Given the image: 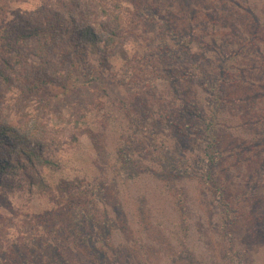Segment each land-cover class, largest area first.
<instances>
[{"label":"rangeland","instance_id":"1","mask_svg":"<svg viewBox=\"0 0 264 264\" xmlns=\"http://www.w3.org/2000/svg\"><path fill=\"white\" fill-rule=\"evenodd\" d=\"M222 1L233 9L231 30L251 32L253 18ZM247 1L264 33V0ZM218 2L0 0V47L10 31L47 38L39 24L47 11L65 29L43 61L36 36L13 57L0 50V130L17 132L0 131V164L24 165L0 173V264H264V42L229 61L221 102L183 63L181 35L201 36ZM195 4L205 11L191 14ZM103 5L121 15L119 32L136 37L105 61L87 44L88 60L70 66L85 22L103 38L116 30ZM216 37L229 53L234 38ZM196 43L194 61L211 70ZM23 149L62 166L51 176ZM43 180L53 184L47 192Z\"/></svg>","mask_w":264,"mask_h":264},{"label":"trees","instance_id":"2","mask_svg":"<svg viewBox=\"0 0 264 264\" xmlns=\"http://www.w3.org/2000/svg\"><path fill=\"white\" fill-rule=\"evenodd\" d=\"M228 1L233 4L231 8H237L238 12L240 11L245 12L253 18L252 28L250 29L251 32L252 31L254 32L252 37L250 35L251 32H249L248 34H244L241 30H236V32L231 30L230 28L231 26H229L228 24L229 21L227 20L229 19V16H227V13H229V10L232 11L233 9H229L228 7H226L227 2L222 1V0H219V2L217 3L216 8L218 10L216 9V11H213L212 14H210V12L208 13V15L206 14L207 23L203 24L202 26H207V29H204L206 31H204L201 36H194L197 38V40H194L193 35L195 31L193 32V30L191 31V34H187L186 38L188 42L183 41V39L185 38L183 37V35H181L180 37V41L182 42L181 44L185 45L187 49L186 55L184 54L185 59L183 63L187 66V68H190L192 76H194L195 78H198L205 84V87L208 88L209 92L211 91L214 92L213 98H215L216 102H221V99L222 100L224 99V85H225L226 79L229 76V73H227V67H228L229 61L235 60V58L241 52L246 51L247 50L246 45L249 46V44H252V41L254 43L255 41H257L260 44L261 42H264L263 41L264 33H258V31H260V26H261L260 20L259 18H255L256 14L252 12L254 10L252 9V7L249 6L248 1L244 0L243 5L234 3L233 0H228ZM215 5L216 4L214 3L212 7L215 8L214 7ZM103 6H104L103 14L107 17L113 16V19L116 21V30L111 31L106 38H103L97 32L96 27L90 26L89 25L90 22H85L84 27L79 30L78 38L77 39L75 38L76 47L74 48L73 51L70 49V53H68V55H70L69 57L70 66L74 65V63H72V60H79V61L82 60L84 61V63L86 60H88L87 57L89 56L87 55V53H88L89 47L87 44L97 49L99 58L102 61H105L108 58L107 53L109 50L120 48L124 40L131 42V40L136 37L134 35V31L129 30L126 32H119L121 29H123V23L120 20L121 15L119 13L114 14V11L112 9H109L110 7H112L111 5H107V6L103 5ZM207 7L209 8V5H207ZM191 9H192L191 14L199 13V12H202L203 10L205 11L204 6L198 7V4L197 5L195 4L194 6H192ZM54 20L55 18L48 11H47V14H45V16L42 19H40L39 24L43 27V31H45L44 34L47 36V38L45 37L40 38L38 32H33V31H28V30L27 31H19V30L10 31L6 33L5 40L2 41V47H0V50L2 51L4 49H6V51L8 50L7 53H10L9 55L13 57L12 51L17 52L16 45L18 43L22 44L24 41L33 39L34 36H36V39L39 40L42 45L38 53V56H39L38 58H40V60L42 61H43V58H49L48 56H44L42 54L49 53L50 49H52V47L55 46V44L57 43L59 36H61L62 33H65V29L63 28L64 26L63 21L61 20L54 21ZM194 22L195 21H192L190 24H187V25L189 27L192 25L191 28L193 29ZM236 24L237 23H233V26H237ZM219 32L222 35L221 40H224V39L227 40V38L229 37L234 38L235 43L233 44V47H235V49L231 47L230 52L225 53V51L222 50L225 48V46L222 45V49L221 47H217L218 45L215 46L216 39H217L216 36L218 35ZM10 33H11V36H10ZM13 35H15V37L13 40H11L10 38H12ZM42 38H44V41ZM195 41H197L196 44H198V46L202 48V53L199 54V58H200L199 61H203L208 68L210 67L212 68L211 70L200 67L199 62L194 61L197 58L193 54H191L189 50H190V45ZM256 47H259V45L256 44ZM16 60H17V64L21 65V68L24 69V67L26 66L27 58H24L23 56H21L19 58H16ZM231 67L232 65H230V68ZM53 73L54 74L60 73V71L55 70ZM0 77L3 78L2 73H0ZM208 123L206 125L205 131L208 136L209 144L206 146L204 153L207 157L208 164L211 166L213 170L217 168L218 164L216 163L219 162V159H218L219 156L217 153L218 150L216 148L217 131L215 129V126H212V123H209V124ZM4 127H1V130H0L2 134H3V131H9L10 133H13L11 134L12 137H14V134L15 136H17L16 134L17 132L14 133L13 130H10L5 125ZM35 140L38 141V139H35ZM51 140H54V139H51ZM214 141H216V144ZM74 142H76L75 138H74ZM38 144H41V143H38ZM21 154L26 156V160L29 161L30 164L31 163L35 164L34 162H37V164H39L41 167L48 168L49 172L50 171L54 172V173H49L51 176L53 174H57V172L59 171V166H62V162L59 161V159L56 158L53 154L48 155L45 153L44 154L37 153L35 150H24V149ZM220 162H221V159H220ZM6 166L9 167L8 172L6 170ZM6 166L0 164V173L5 172V174L7 175L11 174L12 176L17 174V172L19 170H22V167H24V165H13V164L12 165L7 164ZM12 176H9V177L11 178ZM10 184L12 183H8L7 185H10ZM40 185L44 188L43 190L44 192H47L48 190H50V188L53 187V184L50 181L46 182V180L45 181L43 180ZM13 190H14L13 187H7L8 193H12Z\"/></svg>","mask_w":264,"mask_h":264}]
</instances>
